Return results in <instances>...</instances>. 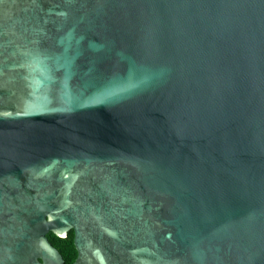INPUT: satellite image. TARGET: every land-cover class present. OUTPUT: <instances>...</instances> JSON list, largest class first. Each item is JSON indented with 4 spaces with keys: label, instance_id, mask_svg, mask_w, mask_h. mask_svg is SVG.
I'll return each instance as SVG.
<instances>
[{
    "label": "water",
    "instance_id": "1",
    "mask_svg": "<svg viewBox=\"0 0 264 264\" xmlns=\"http://www.w3.org/2000/svg\"><path fill=\"white\" fill-rule=\"evenodd\" d=\"M264 264V0H0V264Z\"/></svg>",
    "mask_w": 264,
    "mask_h": 264
},
{
    "label": "trees",
    "instance_id": "2",
    "mask_svg": "<svg viewBox=\"0 0 264 264\" xmlns=\"http://www.w3.org/2000/svg\"><path fill=\"white\" fill-rule=\"evenodd\" d=\"M47 236L52 244L62 253L66 264H71L77 253L74 245V231H69L66 237H59L53 232H49Z\"/></svg>",
    "mask_w": 264,
    "mask_h": 264
},
{
    "label": "flooded vegetation",
    "instance_id": "3",
    "mask_svg": "<svg viewBox=\"0 0 264 264\" xmlns=\"http://www.w3.org/2000/svg\"><path fill=\"white\" fill-rule=\"evenodd\" d=\"M75 249H76V248H75ZM76 251H77V250H76ZM76 257H77V253H76V256L73 258L71 264H74V261H75ZM65 264H66V262H65Z\"/></svg>",
    "mask_w": 264,
    "mask_h": 264
}]
</instances>
